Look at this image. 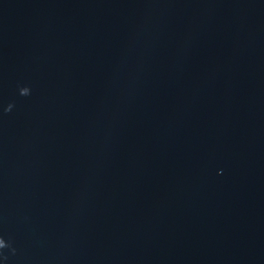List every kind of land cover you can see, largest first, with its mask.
<instances>
[{
  "label": "water",
  "instance_id": "water-1",
  "mask_svg": "<svg viewBox=\"0 0 264 264\" xmlns=\"http://www.w3.org/2000/svg\"><path fill=\"white\" fill-rule=\"evenodd\" d=\"M0 264H264V0H0Z\"/></svg>",
  "mask_w": 264,
  "mask_h": 264
}]
</instances>
